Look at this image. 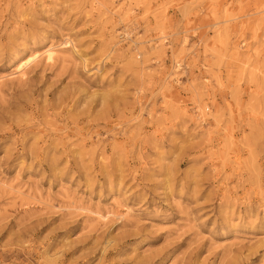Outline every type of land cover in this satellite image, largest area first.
I'll use <instances>...</instances> for the list:
<instances>
[{
    "label": "rangeland",
    "instance_id": "obj_1",
    "mask_svg": "<svg viewBox=\"0 0 264 264\" xmlns=\"http://www.w3.org/2000/svg\"><path fill=\"white\" fill-rule=\"evenodd\" d=\"M0 264H264V0H0Z\"/></svg>",
    "mask_w": 264,
    "mask_h": 264
},
{
    "label": "bare ground",
    "instance_id": "obj_2",
    "mask_svg": "<svg viewBox=\"0 0 264 264\" xmlns=\"http://www.w3.org/2000/svg\"><path fill=\"white\" fill-rule=\"evenodd\" d=\"M54 58H55V50L50 49L45 52V59L47 61H53ZM28 63L29 61H25L19 66V74L21 77H24L26 75V67Z\"/></svg>",
    "mask_w": 264,
    "mask_h": 264
}]
</instances>
